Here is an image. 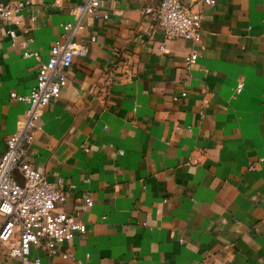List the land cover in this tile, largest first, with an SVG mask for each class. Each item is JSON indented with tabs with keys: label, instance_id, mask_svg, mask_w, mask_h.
<instances>
[{
	"label": "crops",
	"instance_id": "obj_1",
	"mask_svg": "<svg viewBox=\"0 0 264 264\" xmlns=\"http://www.w3.org/2000/svg\"><path fill=\"white\" fill-rule=\"evenodd\" d=\"M85 1H34L23 13L37 19L17 41L31 39L47 61ZM100 1L110 18L81 32L96 41L44 109L29 156L63 178L62 207L87 224L68 247L85 264H264V0H186L204 15L198 44L165 40L146 13L161 0ZM8 29L0 24V158L28 108L10 93L28 94L39 69ZM86 195L94 204L82 211ZM7 248L0 264H22ZM64 248L31 257L77 264Z\"/></svg>",
	"mask_w": 264,
	"mask_h": 264
},
{
	"label": "built area",
	"instance_id": "obj_2",
	"mask_svg": "<svg viewBox=\"0 0 264 264\" xmlns=\"http://www.w3.org/2000/svg\"><path fill=\"white\" fill-rule=\"evenodd\" d=\"M34 1L10 0L5 3L0 0V24L9 27L7 32L12 43L22 47L25 58L34 57L39 61L37 81L30 92L10 93V101L23 102L28 108L18 130L6 140V148L0 158V243L8 246V256L20 259L22 264H41L40 257H31L34 247L52 254L59 252L61 246L65 247L60 253L64 260L85 264L77 259L68 245L76 235L87 233L86 222L62 207L69 196L63 178L49 180L32 166L29 156L44 109L52 100L59 98L68 85L74 59L86 57L90 50L89 42L96 41L95 35L89 41L82 40L81 32L96 22L107 21L110 13L103 10L100 0H86L71 8V20L62 24L61 36L52 45L49 59L43 61L40 52L29 48L31 39L17 41L18 30L37 19L36 15H31L27 22L23 13ZM202 1L216 4V0ZM146 13L163 31L166 41L185 39L196 44L201 42L204 15L192 3L161 0L155 7L147 8ZM160 49L164 50L165 46L161 45ZM198 57V49H193L186 56L187 69L196 63ZM244 86L245 79L240 78L235 88L237 95ZM187 95V91L180 94L182 97ZM16 171L23 176V183L17 180ZM93 204L90 195L84 196L82 211H87Z\"/></svg>",
	"mask_w": 264,
	"mask_h": 264
},
{
	"label": "water",
	"instance_id": "obj_3",
	"mask_svg": "<svg viewBox=\"0 0 264 264\" xmlns=\"http://www.w3.org/2000/svg\"><path fill=\"white\" fill-rule=\"evenodd\" d=\"M5 3H7L8 2V0H3Z\"/></svg>",
	"mask_w": 264,
	"mask_h": 264
}]
</instances>
